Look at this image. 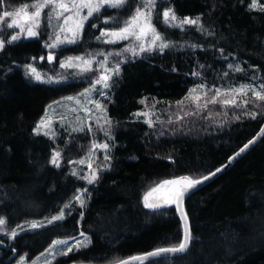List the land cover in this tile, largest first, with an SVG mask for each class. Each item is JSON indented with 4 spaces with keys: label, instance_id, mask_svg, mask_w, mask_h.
<instances>
[{
    "label": "trees",
    "instance_id": "trees-1",
    "mask_svg": "<svg viewBox=\"0 0 264 264\" xmlns=\"http://www.w3.org/2000/svg\"><path fill=\"white\" fill-rule=\"evenodd\" d=\"M4 1L15 8L34 2ZM138 3L129 0L124 9L102 10L105 19H117L115 26L94 15L81 42L60 50L58 61L99 49L100 32L120 27ZM251 3L167 1L182 19L200 17L199 27L166 28L157 21L168 41L183 46L121 65L120 74L110 82L106 105L114 137L108 151L110 167L91 185L72 173L82 154L78 146L89 148V132H62L56 138L35 132L51 104L81 94L89 83L45 85L26 76L27 65L50 68L46 32L16 43L6 40L0 51V218L7 221L10 233L26 223L51 219L65 205L71 208L63 220L6 241L0 264H16L23 256L32 261L55 240L78 238L81 233L91 242L53 264H114L182 241L175 204L148 208L145 195L166 179L202 177L223 166L261 129L264 101L255 109V119L242 117L245 110L230 111L228 125L209 104L199 110L187 106L180 118L168 115L164 126L151 127L135 113L154 105L169 113L200 84L207 88L264 84V12L252 9ZM229 65L243 71H230ZM55 152L61 153L59 167L51 163ZM84 189L87 204L79 207L74 200ZM185 210L191 226L187 253L143 264H264V138L229 171L189 197Z\"/></svg>",
    "mask_w": 264,
    "mask_h": 264
},
{
    "label": "snow or ice",
    "instance_id": "snow-or-ice-1",
    "mask_svg": "<svg viewBox=\"0 0 264 264\" xmlns=\"http://www.w3.org/2000/svg\"><path fill=\"white\" fill-rule=\"evenodd\" d=\"M3 3V0H0V4ZM129 0H34L31 4H23L17 9L7 10V6L5 5L2 14H0V31H3L4 28H20V31L16 34H10V40L7 43H14L19 41L22 37L26 36L27 38H34L39 36V27L42 20V13L44 9L50 8L51 12L48 16V21L51 23L53 19L57 20L58 22V30L54 29L55 35L52 39L51 44H45L47 48H58L64 44H76L83 36L85 24L89 21L90 18H93L94 15L97 19H100L101 22L105 25L110 23H116V18L111 17L109 19H105L103 16V11L105 7L112 9H124L127 7ZM156 0H141L140 4L135 6L134 11L132 14L122 21V26L108 29L104 28L100 32V36L97 39H104L105 43L108 44H115L119 41H135L134 44L130 43V46L124 48L121 52L114 53L116 56H122L124 53H130L132 58H135L143 53L152 52V51H163L165 48L169 47V43L165 41L164 36L161 34L160 31L157 30L156 26L152 23L153 13L156 8ZM252 9H259L260 11L264 12V6H261L257 0H252L250 5ZM29 8L33 9V11H29ZM86 10V14H85ZM163 23L166 26L170 27H180L183 28L184 25H199L200 17L192 19L190 17H184L183 19H179L177 14L175 13L174 9L168 8L163 10ZM8 19H11V23H6ZM22 23H29L30 26L25 29L22 27ZM92 27H98L95 23L91 25ZM201 30H203L202 25L200 26ZM70 34V35H68ZM149 37L151 39L149 40ZM5 39L0 38V51H3L5 48ZM100 55H104V53H100ZM108 55H113L109 53ZM35 59V58H34ZM41 60L44 57L40 58ZM47 59L49 61H53L55 56L50 52L48 54ZM79 62V63H75ZM94 58L89 57L85 58L82 56H68L66 59L61 62V67L69 68V67H80L83 71L91 70L92 65L96 63ZM123 62H127L124 60ZM31 68V72L34 74L35 79L41 83H59V80L48 79L44 80L38 73H36V69L32 68L31 65H28ZM99 67L101 70V75H99L96 79V84H102L103 88L108 89L111 87L110 81L112 80L113 75H119L121 68L120 62L115 64V67L108 66V60L105 59L99 62ZM229 67H232L229 65ZM234 71L242 72L243 69L237 66ZM201 89L204 88L203 85L200 86ZM251 88V86L242 85L240 89H234V92H243L247 93V91ZM93 88L86 89L85 92L81 93V96L87 97L89 103H93L96 106L97 110L106 113V108L102 105L99 101L91 99V93L93 92ZM253 96L255 100L264 101V84L259 86V90L255 88H251ZM207 92L202 91L201 93L197 94V89L193 88L192 91L189 93L188 97H185L186 100L190 99L196 103V108L202 109L206 108L209 103L215 104L220 96H226L225 92H222L221 89H216L212 97L204 99L203 103H201L202 97H207ZM69 101H75L77 104H80L81 101L76 97H67ZM255 100L253 103H255ZM224 105H233L234 107H240L235 99H228L225 98L220 101ZM59 103V102H57ZM141 103H145V100H141ZM178 105H183L184 101H178ZM249 101L245 100L243 102V106H247ZM51 108V106H49ZM256 107H260L259 104H256ZM84 111L88 112L89 109L85 106ZM75 111V109H73ZM190 115L195 113H189ZM253 119L256 117L255 112L247 113ZM137 116H145L147 117L146 123L149 126L153 125V120L151 119L152 114L150 112H143V113H135ZM225 115L227 113L225 112ZM103 119L104 124H111V121L107 118L106 115L97 117V123ZM236 119H239L237 116ZM51 124L50 119L47 117L45 119L40 120L37 128L35 129L36 133L39 134L40 129L47 128ZM89 130H91V126H87ZM101 129L104 131L105 137H109L110 139H114L111 136L110 129H104L103 125H100ZM73 131H85V125H79L77 128L73 129ZM264 131V130H262ZM48 135L46 131L44 133ZM249 143H254V141H250ZM248 145H244L243 148L240 149V152L236 153V156H239L241 152H243ZM100 148L103 149L105 152L104 159L109 160L110 156L107 154L110 145L108 142H104L102 144L96 143L93 141L92 144V152L91 155H94V150ZM236 156H233L231 159H235ZM60 152H55L51 157V163L56 167L60 166ZM76 163V161H72ZM80 163H84V161H80ZM88 168L92 169V164H88ZM221 168H217L215 171H211L209 175H204L202 177L192 178L190 176H182L179 179H166L162 183H160L157 187H154L149 193L145 195L144 201L145 206L148 208H158L161 206L160 203H149V197L153 196L155 193H162L161 200L164 203L169 205L175 204L177 209H180L181 215L185 222V234L182 241L172 247H163L158 248L153 252L147 253L146 256L150 257H157L161 254H176V253H183L187 250L190 241V225L188 222L187 212L184 211L182 208V202L185 196V193L195 188L197 185L202 184L204 181L209 180L212 176H215L218 172H221ZM98 169H92L88 176L81 177L88 181L89 184L94 183L99 177L97 175ZM73 175H76L73 172ZM87 192V189H84L80 195L76 196L75 199L80 202L81 207L84 206L85 200L83 198L84 193ZM65 207H71V205H65ZM82 218V215H81ZM64 219V213L61 211L58 215L52 217L49 220V223H53L55 221H59ZM7 221L5 219L0 218V230L6 226ZM42 227L43 225H39ZM33 229L38 227L35 223L31 226ZM4 235L9 236L11 239H15L18 235V232L13 230L10 233L4 232ZM83 235V233H81ZM91 241L89 239H85L84 241H78L74 245L67 246L61 251V255H67L68 253L73 251L75 248L77 251L80 250L81 245L87 246L88 243ZM2 243V241H0ZM57 245H68L67 240H58L55 242ZM49 254L55 256V252L52 249H49ZM144 257H133L132 259L135 260H142ZM21 264H26V261H22ZM46 264H51V261H46ZM119 264H128L127 261H120Z\"/></svg>",
    "mask_w": 264,
    "mask_h": 264
},
{
    "label": "rangeland",
    "instance_id": "rangeland-1",
    "mask_svg": "<svg viewBox=\"0 0 264 264\" xmlns=\"http://www.w3.org/2000/svg\"><path fill=\"white\" fill-rule=\"evenodd\" d=\"M168 0H156V8L154 10L153 13V18H152V23L156 26L157 30L160 31V29L157 26V21L160 22V24L162 26H165L166 28H180V27H170V26H166L163 23V10L171 8L170 6H168L167 3ZM141 0H139L138 5L140 4ZM257 2L261 5L264 6V0H257ZM5 5L7 6V10H13V9H17L19 7L15 8V5L12 4H7L5 1L2 4V8H1V13L4 10ZM107 8V6L105 7ZM112 9V8H111ZM254 10H259V9H254ZM29 11H33V9L29 8ZM50 8H46L44 9L43 13H42V20H41V24L40 27L38 29L39 31V36H40V32H46V36H47V42L46 44H51L52 43V39L54 38L55 30H58V23H61L62 21L58 22L57 20L53 19L51 21V23H49L48 21V16L50 15ZM85 14H86V10H85ZM178 17V16H177ZM179 19H182L180 17H178ZM91 19V18H90ZM89 19V20H90ZM117 20V19H116ZM89 22V21H88ZM88 22L85 24H88ZM6 23H11V19H8L6 21ZM111 25L115 26L117 24H119V22L116 23H110ZM30 26L29 23H22V27H24L25 29H27V27ZM122 26V22H120V27ZM199 27V25H184L183 28L180 29H185L186 27ZM84 27V30H85ZM111 30V28H108ZM113 29V28H112ZM20 31V28H4L3 31V35L1 38L6 40H10V34H16L17 32ZM161 32V31H160ZM162 34V33H161ZM70 35V34H68ZM163 35V34H162ZM38 36V37H39ZM83 36H84V32H83ZM82 36V38H83ZM164 36V35H163ZM37 38V37H34ZM34 38H27L26 36L22 37L19 41H23V40H30V39H34ZM82 38L77 42H81ZM165 38V37H164ZM151 39V37H149V40ZM100 42H98L99 44H101V47L97 50H91V51H87L84 52L82 54H77L76 56H82L85 58H89L92 57L95 59V61H97L96 63H94L92 65L91 70L88 71H83L80 67H69V68H64L61 67V62H63L66 57L68 56H63L61 57V59L58 61V53L60 50H62L63 48L67 47V46H71V45H75V44H64L61 45L58 48H47L48 54L51 52L54 56L55 59L53 61H49L47 58L46 60L48 61L50 68L48 70H41L39 68H36L34 65H31L32 68L36 69V73H38L44 80H48V79H53V80H59V83H41L39 81H37L35 79L34 74L31 72V68L28 67V65L25 67V73L26 76L28 78H30L33 82L35 83H39V84H45V85H58V84H62V83H66V82H70V81H86L89 83V86L86 89L89 88H93V92L91 93V99L99 101L102 105H104V107L107 110V100L109 99V94L108 91L110 90V88L105 89L103 88L102 84H96V79L99 75H101V70L99 67V62L103 61L105 59L108 60V66L109 67H115V64L117 62H120V68L121 65L125 62H123L124 60H133V59H137V58H141L147 54L150 53H154V52H159V50L156 51H152V52H146L143 53L135 58L131 57L130 53H124V55L122 56H116L114 55V53L117 52H121L124 48L130 46V43L134 44L135 41H119L115 44H108L104 42V39L101 38L99 40ZM165 41L169 43V47L165 48L164 50H170L172 48H176V49H180V46L183 45H177L175 43H172L170 41H168L165 38ZM16 43V42H14ZM76 43V44H77ZM6 46V43H5ZM184 48V47H181ZM100 53H104V55H100ZM109 53H112L113 55H108ZM76 56H72V57H76ZM44 61V60H43ZM56 62V64H54ZM75 63H79V62H75ZM237 66H232L230 68V71L236 68ZM236 72V71H235ZM236 74V73H232ZM231 75V74H230ZM116 75L112 76L115 77ZM111 82V81H110ZM201 85H198L197 87H195L197 89V94L201 93L202 91L207 92V97H202L201 99V103H203L204 99H207L209 97H212L214 94V91L216 89H221L222 92L226 93V96L222 95L218 98L217 103L212 104L209 103V107L210 106H214L216 111H217V116L221 117L222 120L225 121V124L228 125L230 120H229V112L233 111L234 114H239L240 111L245 110V114L242 117H250V115L247 114L246 110H249L250 112H254L256 107V104H259L261 106L260 101L255 100L253 93L251 91V88H255L257 90H259V86L255 83H251V82H247V83H239L238 86L233 87V86H229V87H222V88H207L206 85H203L204 88L201 89ZM242 85H246V86H251V88H249V90L247 91V93H243V92H234L232 90L234 89H240ZM85 89V90H86ZM85 90L83 92H85ZM82 92V93H83ZM189 96V95H188ZM70 97H76L78 98L81 103L77 104L75 101H69L68 99L64 98L60 101H58L59 103L55 102L53 104H51V108L48 107L45 116L42 119H45L46 117L48 119H50L51 124L49 127L47 128H41L39 134L45 135L44 133L47 131L49 137L52 138H56L60 135V133L64 132L67 134H78V133H87L89 132L92 140L89 143V148L87 149L85 146L83 145H79V150H81L82 154L80 155L78 161H77V166L73 167L74 169H72V173L75 172L76 176L79 177H83V176H88L90 174V172L92 171V169H98L97 175L98 177L102 174L103 171L109 169V160H105L104 156H105V152L103 149L97 148L94 150V155H91L90 153L92 152V144L93 141H95L96 143L102 144L104 142H108L111 148V142L112 139H110L109 137H105L104 135V131L101 129L100 125H103L104 129H110L111 130V124H104V120L101 119L99 121V124L97 123V117L100 116H104L106 115L107 118L109 119L108 115H107V111L106 113L101 112L100 110L96 109L95 104L93 103H89L88 102V98L81 96V94L76 95V96H70ZM228 98V99H235L238 105H241L240 107H234L233 105H224L222 104L220 101H222L223 99ZM247 100L249 101V103L247 104V106H243V102ZM255 100V103H253V101ZM148 102H146L147 104ZM153 105V103H151ZM87 107L89 109L88 112L84 111V107ZM155 106V105H154ZM146 107L147 108V112H150L152 114L151 119L153 120V125L151 127H154V125L158 124V125H165V121L167 122L168 119V115H171L173 117H177L180 118V115L182 113V111H184L187 106H193L196 107V103L190 99L188 100H184V104L183 105H177V107L173 108L174 110L169 111V113H166V111H164V113L162 112L163 110L159 109L158 107ZM180 106V107H178ZM73 109H75V111H73ZM225 112L227 113V115H225ZM249 113V112H248ZM145 118V120H147V117L143 116ZM41 119V120H42ZM172 119V117H171ZM110 120V119H109ZM111 121V120H110ZM39 124V123H38ZM79 125H85V131L80 132V131H73V129L77 128ZM88 125L91 126V130H89V128L87 127ZM38 126V125H37ZM36 132V131H35ZM111 136H113V131L111 130ZM110 150V149H109ZM108 154V153H107ZM80 161H84V163H80ZM91 163L92 164V169L88 168V164ZM55 166V165H54ZM56 167V166H55ZM85 180V179H84ZM87 183L88 181L85 180ZM97 181V180H96ZM95 181V182H96ZM94 182V183H95ZM89 184V183H88ZM93 184V183H91ZM89 184V185H91ZM81 192H83V190H81L78 195L81 194ZM88 192V190H87ZM87 192L84 193V200H85V204L84 206L87 204ZM77 195V196H78ZM74 203L81 207L80 202L77 201L76 199L74 200ZM83 206V207H84ZM69 208L71 207H66L62 212L64 213V218L66 217V214L69 210ZM50 220V219H49ZM49 220L43 221V222H30V223H26L22 226H20L17 230L18 235L24 233V232H29V231H35L38 229H41L45 226H48L50 224L56 223L58 221H55L53 223H49ZM63 220V219H62ZM61 221V220H59ZM35 223L36 225H38V227H36L35 229H33L31 226L32 224ZM39 225H43L42 227H40ZM4 232H8L6 229V226H4V228L2 230H0V241H2V243H0V258L2 257L1 254V247H8L7 243H5L8 240H12L9 236L4 235ZM89 239V236L87 235H81L78 238H69V239H58V240H67L68 241V245H57L55 244L56 241L53 243V245L49 248L52 249L53 252H55V256L50 255L49 254V249L46 250L43 254L39 255L37 258H35L32 261H28L26 256L23 257H19L16 259V264H21L22 261H26V264H46V261H51V264H53L57 258L61 257V256H66V255H61V251L66 248L67 246L70 245H74L76 244L78 241H84L85 239ZM89 244V243H88ZM87 244V245H88ZM86 247L81 245L80 249ZM76 250L75 248H73V251ZM69 254V253H68ZM67 254V255H68Z\"/></svg>",
    "mask_w": 264,
    "mask_h": 264
},
{
    "label": "water",
    "instance_id": "water-1",
    "mask_svg": "<svg viewBox=\"0 0 264 264\" xmlns=\"http://www.w3.org/2000/svg\"><path fill=\"white\" fill-rule=\"evenodd\" d=\"M264 124L262 125L261 129L258 131V133L250 140V141H254V143H247L248 147L240 153L239 156H236V153L237 152H240V150H238L234 155H232L228 161L223 165L221 166L220 168L222 169L221 172H218L215 176H212L209 180L207 181H204L202 184L200 185H197L195 188L193 189H190L188 190L186 193H185V196H184V199H183V202H182V208L185 210V202L186 200L191 197L193 194H195L196 192H198L199 190H201L203 187L209 185L210 183H212L214 180L218 179L220 176H222L223 174H225L227 171H229L240 159H242L247 153H249L254 147H256L261 141L262 139L264 138ZM246 145V144H245ZM244 147V146H243ZM242 147V148H243ZM233 156H236L235 159H231ZM161 195L162 193H155L153 194V196L150 197V203H160L161 206L160 207H163L165 205H167V203H164L162 200H161ZM177 209V208H176ZM177 212H178V215L181 219V223H182V226H183V231H184V234H185V222H184V219L181 215V211L180 209H177ZM188 217V216H187ZM188 222H189V219H188ZM189 225H190V222H189ZM190 236H191V227H190ZM191 242V241H190ZM190 247V244L187 248V250L183 253H176V254H161L160 256H157V257H150V256H146L147 253L145 254H142V255H137V256H134V257H144L142 260H135V259H132L133 257H130V258H127L125 260H122V261H127L128 264H143V263H146V262H149L151 260H154V259H157V258H171V257H180V256H183L187 253L188 249ZM155 251V250H154ZM153 252V251H151ZM150 253V252H149ZM114 264H119L118 263H114Z\"/></svg>",
    "mask_w": 264,
    "mask_h": 264
},
{
    "label": "bare ground",
    "instance_id": "bare-ground-1",
    "mask_svg": "<svg viewBox=\"0 0 264 264\" xmlns=\"http://www.w3.org/2000/svg\"><path fill=\"white\" fill-rule=\"evenodd\" d=\"M92 34H93V33H92ZM88 36H89V35H88ZM91 37L93 38V36H92V35H91ZM92 38H91V39H92ZM87 42H88V41H87ZM188 219H189V218H188ZM189 222H190V221H189ZM190 227H191V226H190Z\"/></svg>",
    "mask_w": 264,
    "mask_h": 264
}]
</instances>
